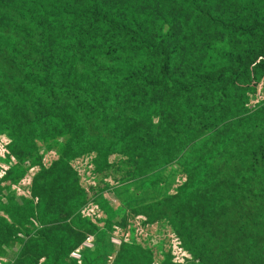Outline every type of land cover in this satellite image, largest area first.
Segmentation results:
<instances>
[{"label":"rangeland","instance_id":"1","mask_svg":"<svg viewBox=\"0 0 264 264\" xmlns=\"http://www.w3.org/2000/svg\"><path fill=\"white\" fill-rule=\"evenodd\" d=\"M241 13L231 0L224 15ZM207 24L188 2L0 0V52L28 67H0V264H140L137 247L152 264H193L178 197L191 184L208 203L199 160L221 158L235 120L264 107V66L225 96L217 74L264 34ZM169 143L184 153L161 166ZM160 207L169 214L151 221Z\"/></svg>","mask_w":264,"mask_h":264},{"label":"trees","instance_id":"2","mask_svg":"<svg viewBox=\"0 0 264 264\" xmlns=\"http://www.w3.org/2000/svg\"><path fill=\"white\" fill-rule=\"evenodd\" d=\"M168 1L176 8L188 2L197 17L208 23L207 25L215 26L219 23L225 28H246L251 32L264 34V12L259 11L258 6L254 4L260 0H232L233 5L242 12L235 18L224 15L230 7L231 0ZM262 7L264 8V3ZM2 33L6 36L21 38L10 29L6 33L4 29ZM263 66L264 47L245 52L244 58L238 64L232 62L230 65L223 66L217 73L218 79L223 80L229 77V81L221 85L220 94L225 96L227 90L229 91L228 88H236L242 83L244 77L252 80L249 71L261 69ZM0 67L4 72L18 70L23 76L28 68L5 52H0ZM194 75L200 80H208L212 76L207 72H195ZM192 89L193 86H189L185 88V91L190 92ZM190 106L188 104L191 115L195 105ZM79 108V115L85 117L80 106ZM28 113L33 116L35 122L31 108ZM251 118H255L254 126L249 122ZM83 122L87 124L85 120ZM233 124L235 128L230 133H225L220 142L218 153L222 157L216 161L212 157L199 160L198 170L206 169L207 178L198 185L197 192L207 193L208 203L203 197L199 198L200 202L196 201L197 197L192 198L190 184L188 190H182V195L178 197L179 201L174 206L176 215H179L182 211L180 205L187 204V211H184L182 218H179L185 223L178 219L180 227L176 226V230L179 231L180 238L191 254L193 264H264V107L253 110L250 115L235 120ZM228 126L231 125L226 123L221 128L225 132ZM123 131H126L125 127ZM96 134L107 137L101 131H90L91 136ZM82 147V145L74 146L77 150ZM162 147L169 149L165 150L158 159L161 166L173 162L184 153V150L176 144L169 143ZM219 184H229L232 188L228 190ZM215 186L217 187L214 188ZM212 193L216 198H213ZM228 193H232L234 198L231 202L227 197ZM167 214L169 210L166 207H160L146 215L154 221ZM0 226L5 228L2 224ZM31 230L33 233L35 228ZM201 231L204 236L208 234L212 236L201 238ZM9 237L11 241L15 240L18 232L9 234ZM65 246L70 251L75 247L72 242H67ZM56 247L61 248V242ZM136 250L140 257V264H152L150 253L142 252L140 247ZM21 263L22 260L18 262V264ZM163 264L172 263L166 259Z\"/></svg>","mask_w":264,"mask_h":264}]
</instances>
